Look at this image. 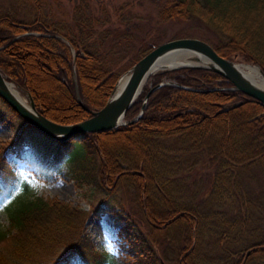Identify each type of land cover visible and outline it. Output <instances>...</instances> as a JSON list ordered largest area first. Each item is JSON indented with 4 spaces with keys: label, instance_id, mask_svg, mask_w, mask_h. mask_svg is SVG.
<instances>
[{
    "label": "trees",
    "instance_id": "obj_1",
    "mask_svg": "<svg viewBox=\"0 0 264 264\" xmlns=\"http://www.w3.org/2000/svg\"><path fill=\"white\" fill-rule=\"evenodd\" d=\"M18 1L28 12L31 10L34 18L21 21L13 13L0 11L1 72L25 86L39 112L49 120L68 125L91 118L77 100L72 49L55 36L65 37L76 50L79 89L91 110H101L106 105L121 76L109 68L113 51L93 52L84 45L86 35L96 34L87 29L85 21H76L79 30L72 36L59 23L43 20L44 0ZM159 6L163 22L200 20L221 36L222 41L213 44L220 56H237L240 62L260 66L264 71V0H164ZM19 36L22 37L14 41ZM159 46L154 43L139 49L131 67ZM151 79L152 87H145L127 113V121L140 114L147 93L164 79L176 80L197 91L173 86L159 88L137 122L82 135L80 142L61 144L41 134L45 141L57 146L43 141L39 154L33 156L38 167L36 174L46 183H53L56 174L77 180L81 187L99 185L101 181L109 185L129 183L137 192L150 233L144 235L129 224L121 233L128 247L121 244L118 256L102 253L86 235L89 216L84 210L56 198L35 197L11 211L9 228L0 230V264H162L159 250L169 240L175 242L178 264H264V241L249 246L248 250L253 249L249 256L248 250L225 251L229 238L238 235L231 244L240 242L245 234L243 223L237 226L241 231L236 234L229 216L221 218L214 212L203 215L163 185V174L158 169L163 151L157 143L160 138L178 137L188 149L207 150L212 145L217 153L224 151L226 162H221V166L229 168L231 191L230 177L239 176L237 168L258 165L264 169V107L239 91L222 90L232 84L207 70L162 72ZM215 88L220 90L209 91ZM240 102L242 105L232 107ZM3 119L0 114V121ZM28 128L34 129L29 124ZM31 144L21 135L10 147L24 158L29 154L25 146ZM63 148L68 149V154ZM225 175L219 170L216 181L226 179ZM19 183L0 158V204L14 195ZM23 186L26 193L30 192L29 183ZM220 190L225 192V188ZM215 237L218 239L212 242ZM8 241L10 247L3 249L1 244ZM64 246H69L70 251L56 259Z\"/></svg>",
    "mask_w": 264,
    "mask_h": 264
},
{
    "label": "rangeland",
    "instance_id": "obj_2",
    "mask_svg": "<svg viewBox=\"0 0 264 264\" xmlns=\"http://www.w3.org/2000/svg\"><path fill=\"white\" fill-rule=\"evenodd\" d=\"M163 1H160L161 4ZM160 2L159 0H44L42 16L43 20L66 27L72 36H76L79 30L76 21H85L87 29L96 34L86 35L84 45L89 46L90 51L93 52L113 51L114 56L110 57L109 68L114 73H121V76L130 70L131 60L144 46L194 39L204 41L213 47V44L222 41L218 33L197 19L189 23L163 22L159 16ZM0 11L13 13L21 21L34 18L31 10L28 12L18 0H0ZM20 37L22 36L14 41ZM162 72L159 71L155 75ZM8 81L14 82L9 79ZM170 81L176 82L169 79ZM65 82L67 83V79ZM153 82L154 79H151L147 85L151 87ZM0 114L4 118L0 121V158L20 180L14 195L0 204V230L9 228L11 211L27 200L43 197L56 198L84 210L89 216L85 224L86 235L91 236L96 248L102 253L118 256L121 254V244H126L128 247L121 233L129 224L144 235L150 233L151 227L137 199V192L129 183L109 185L106 181H101L99 185L81 187L77 180H67L57 174L53 183H46L36 174L38 167L33 158L42 149L41 142L45 141L44 137L36 129H29L28 124L1 98ZM21 135L24 136L26 143L27 141L33 143L30 147L25 146L29 154L24 158H20L10 147V144L18 141ZM76 140L80 142L81 138L72 141ZM157 143L163 151L159 155L158 169L163 174V185L173 193V196L186 201L187 206L197 208L203 215L214 212L221 218L228 219L229 216V224L234 225L236 234L241 231L237 226L240 227L243 223L245 234L236 245L231 243L238 235L229 238L230 245L224 247L227 253L239 252V250L243 252L252 244L264 241L263 167L253 165L237 168L239 176L230 173L233 185L230 191L229 168L221 166V162H226L224 151L223 154L215 153L212 145L208 146L207 150L188 149L178 137L160 138ZM52 145L57 146L55 143ZM63 150L68 154L67 148ZM98 161L101 162L100 157ZM219 170L225 172L226 179L217 182L216 174ZM25 182L31 187L28 193L24 191ZM221 188H225L224 193ZM221 197L223 200L220 202ZM217 239L218 237L213 238L212 242ZM1 247L7 249L10 247V241L1 244ZM64 247L66 248L58 253L56 259L70 251L69 246ZM174 248L175 242L169 240L159 250L166 264H178L177 251Z\"/></svg>",
    "mask_w": 264,
    "mask_h": 264
},
{
    "label": "water",
    "instance_id": "obj_3",
    "mask_svg": "<svg viewBox=\"0 0 264 264\" xmlns=\"http://www.w3.org/2000/svg\"><path fill=\"white\" fill-rule=\"evenodd\" d=\"M37 36L43 35L38 34ZM55 37L69 45L73 51L76 96L79 104L89 113H91L92 117L88 120L72 125L57 124L49 120L41 112H39L33 97L25 88H22L14 82H11L17 85L22 91H24L28 98V104H23L13 95V93L10 92L7 87V83L10 81H8L7 77H5V75H3L0 70V98L29 125H31L38 132L53 141L66 144L85 134L112 131L122 126L132 125L143 117L152 94L156 92L159 88H162L164 86H173L177 88H183L189 91H197L192 88L181 86L180 84L175 82L162 83L157 87L151 89L149 93L145 96L140 114L132 121L126 120L127 113L143 93V90L148 80L152 75L157 73L154 72V68L157 67L158 61L164 56L172 53L184 54L188 56V59H191L193 62H195V64L173 68L165 67L161 71L166 72L181 69H197L207 70L216 73L232 84L231 88H225L222 90L239 91L245 94L246 96L250 97L251 99L261 103L264 107V71L260 66L252 65L253 67H257L260 69L261 75L263 77V84H256V82L252 81L251 79H249L238 71L237 63L239 62V59L237 56L233 58H224L220 56L215 51V49L206 42H203L201 40L185 39L160 45L159 47L151 51L149 54H147L133 67H131L127 73H125L119 78L115 86L114 92L112 93L106 105L101 110H91L84 103L78 86L76 53L74 50L75 48L72 46L71 42L65 37ZM82 57H85V55H83ZM126 75H129L128 80L122 90L117 93L120 83L123 77ZM215 90H220V88H215L209 91ZM240 105H242L241 102L232 105V107L236 108ZM252 251L253 249L248 250L246 256H249ZM161 263L166 264L162 258Z\"/></svg>",
    "mask_w": 264,
    "mask_h": 264
},
{
    "label": "bare ground",
    "instance_id": "obj_4",
    "mask_svg": "<svg viewBox=\"0 0 264 264\" xmlns=\"http://www.w3.org/2000/svg\"><path fill=\"white\" fill-rule=\"evenodd\" d=\"M187 57L188 56L181 54V53L168 54L158 61L157 67L154 68V72L161 71L165 67L166 68H173V67H180V66H184V65L195 64V62H193L191 59H188ZM237 69L241 74L245 75L246 77H248L252 81L256 82V84H261V83L263 84V77L261 75V71L259 68L253 67L252 65H248V64H245L242 62H238L237 63ZM128 76L129 75H126L123 77V79L120 83V86L117 90V93L120 92L122 90V88L125 86V84L128 80ZM7 87L10 90V92L13 93V95L19 101H21L23 104H28V98H27L26 94L17 85H15L14 83L8 82ZM122 127H124V126H122ZM119 128H121V127H119Z\"/></svg>",
    "mask_w": 264,
    "mask_h": 264
},
{
    "label": "flooded vegetation",
    "instance_id": "obj_5",
    "mask_svg": "<svg viewBox=\"0 0 264 264\" xmlns=\"http://www.w3.org/2000/svg\"><path fill=\"white\" fill-rule=\"evenodd\" d=\"M215 153H216V151H215ZM216 174V173H215ZM214 182H215V175H214ZM246 258V257H245Z\"/></svg>",
    "mask_w": 264,
    "mask_h": 264
}]
</instances>
